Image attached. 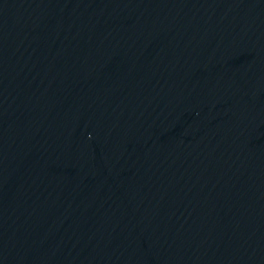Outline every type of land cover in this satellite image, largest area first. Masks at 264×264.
Segmentation results:
<instances>
[{"label":"water","instance_id":"1","mask_svg":"<svg viewBox=\"0 0 264 264\" xmlns=\"http://www.w3.org/2000/svg\"><path fill=\"white\" fill-rule=\"evenodd\" d=\"M0 264H264V0H0Z\"/></svg>","mask_w":264,"mask_h":264}]
</instances>
